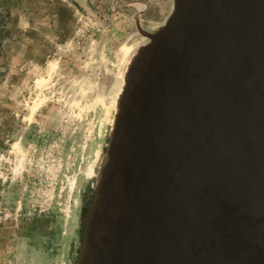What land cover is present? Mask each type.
Listing matches in <instances>:
<instances>
[{"label": "water", "instance_id": "obj_1", "mask_svg": "<svg viewBox=\"0 0 264 264\" xmlns=\"http://www.w3.org/2000/svg\"><path fill=\"white\" fill-rule=\"evenodd\" d=\"M147 37L78 264H264V0H177Z\"/></svg>", "mask_w": 264, "mask_h": 264}, {"label": "rangeland", "instance_id": "obj_2", "mask_svg": "<svg viewBox=\"0 0 264 264\" xmlns=\"http://www.w3.org/2000/svg\"><path fill=\"white\" fill-rule=\"evenodd\" d=\"M176 2L0 0V264H78L130 65Z\"/></svg>", "mask_w": 264, "mask_h": 264}, {"label": "bare ground", "instance_id": "obj_3", "mask_svg": "<svg viewBox=\"0 0 264 264\" xmlns=\"http://www.w3.org/2000/svg\"><path fill=\"white\" fill-rule=\"evenodd\" d=\"M120 108V107H119Z\"/></svg>", "mask_w": 264, "mask_h": 264}]
</instances>
